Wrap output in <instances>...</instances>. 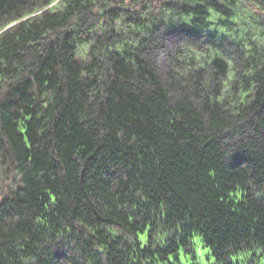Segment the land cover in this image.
I'll use <instances>...</instances> for the list:
<instances>
[{"label": "trees", "instance_id": "1", "mask_svg": "<svg viewBox=\"0 0 264 264\" xmlns=\"http://www.w3.org/2000/svg\"><path fill=\"white\" fill-rule=\"evenodd\" d=\"M195 237L264 264V0H0V264H205Z\"/></svg>", "mask_w": 264, "mask_h": 264}, {"label": "rangeland", "instance_id": "2", "mask_svg": "<svg viewBox=\"0 0 264 264\" xmlns=\"http://www.w3.org/2000/svg\"><path fill=\"white\" fill-rule=\"evenodd\" d=\"M182 35L174 36V34H169L166 36V39L162 42V44H157L156 47L152 48L151 51L147 54L149 58L155 59L157 70L161 76L164 78V71L166 65V52L169 50H173L176 47L177 43L181 41ZM196 248L202 251L204 254V263L206 264L208 261L205 259V254L207 253L206 248L202 247V243L199 237H195Z\"/></svg>", "mask_w": 264, "mask_h": 264}]
</instances>
